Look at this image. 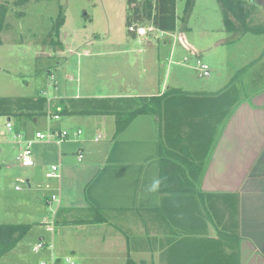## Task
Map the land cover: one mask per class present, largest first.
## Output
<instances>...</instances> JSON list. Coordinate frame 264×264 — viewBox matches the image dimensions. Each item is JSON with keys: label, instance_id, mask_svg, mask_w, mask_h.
<instances>
[{"label": "rangeland", "instance_id": "1", "mask_svg": "<svg viewBox=\"0 0 264 264\" xmlns=\"http://www.w3.org/2000/svg\"><path fill=\"white\" fill-rule=\"evenodd\" d=\"M243 1L253 9L254 24H264V0ZM136 2L28 0L15 5L14 0H0V98L45 94L48 110H63L64 101L77 96L155 95L163 88L211 93L233 81L243 98L264 86V33L226 30L219 0H176L175 29L162 32L154 27L144 42L129 32L126 22L129 7ZM61 8L64 22L58 36ZM138 24L152 26L147 19ZM182 34L186 45L180 39ZM198 60L209 65V76L199 75ZM139 117L145 121L154 118ZM8 118L0 116V133H6L0 137V223L42 222L46 226L45 221L53 222L59 178L46 177L52 165H61L60 180L68 194L73 190L71 183L82 187L107 159L109 152L101 156L99 149L111 148L118 155L127 147L139 151L152 147L148 139L134 135L143 132L139 127L144 120L138 117L116 137L112 115H60L54 119L47 113ZM8 122L11 132L7 131ZM53 125H61L71 137L62 145L35 140L37 132L48 133ZM78 129L82 134L74 137ZM18 134L23 141L17 140ZM85 138L89 141L81 145ZM27 139L34 140V165L30 167L17 161ZM79 147L84 149L82 162L77 159ZM62 149L71 150L63 154L67 159L60 158ZM119 175L127 173L112 172L109 178L119 180ZM52 194L58 200L48 202L46 197ZM102 213L111 216L107 209ZM43 229L34 223L24 239L0 258V264H41L46 260L48 256L34 252ZM68 255L78 263L74 254Z\"/></svg>", "mask_w": 264, "mask_h": 264}, {"label": "crops", "instance_id": "2", "mask_svg": "<svg viewBox=\"0 0 264 264\" xmlns=\"http://www.w3.org/2000/svg\"><path fill=\"white\" fill-rule=\"evenodd\" d=\"M135 36L148 41L147 36ZM231 86L239 91L237 85ZM226 87L211 93L163 88L154 94L180 89L208 95L205 103L213 109L217 106L213 97ZM145 93L141 96H153ZM180 111L184 113L185 109ZM139 116L138 120H144L139 127L143 132L134 135L148 139L151 148L139 151L127 147L118 155L111 148L99 149L101 156L109 152L107 159L100 162L99 170L82 187L71 183L73 190L68 194L60 176L53 222L45 221L46 226L34 222L45 228L37 242L44 239L51 245L40 251L42 255L49 259L72 253L77 264H264V86L252 95H243L231 116L221 121L214 115L209 117L206 110L191 115L198 124L207 126L201 146L210 145L208 152L196 149V139H188V135L199 140L201 137L191 134L190 126L170 134L158 117L145 121ZM61 127L53 125L49 130ZM211 129L213 140L207 143ZM179 140L180 147L171 148L178 147ZM88 141L85 138L81 145ZM161 144L168 149L166 155ZM78 149L84 153L83 147ZM68 151L62 149L60 158L67 159L68 155L63 154ZM115 156L119 158L113 160ZM165 158L186 174L178 180H165V186L187 190L162 192L160 171ZM199 169L202 173L197 179ZM112 172L127 175H119L116 180L109 178ZM95 208L103 212L107 209L111 216L96 223L81 222L91 219L88 213Z\"/></svg>", "mask_w": 264, "mask_h": 264}, {"label": "trees", "instance_id": "3", "mask_svg": "<svg viewBox=\"0 0 264 264\" xmlns=\"http://www.w3.org/2000/svg\"><path fill=\"white\" fill-rule=\"evenodd\" d=\"M28 0H14L15 5L25 4ZM131 3L136 0H129ZM224 10V25L228 31H241V33H264V24H254L252 20L253 9L246 6L243 0H219ZM176 0H141L135 3L134 7H129L127 14L128 30L135 36V32L130 30V26L144 20H150L152 26L158 30L170 32L176 27ZM62 8L58 16L57 35H60V29L63 25L64 18ZM237 21V22H236ZM1 32V27H0ZM1 43V39H0ZM233 81L224 90L217 93L213 99L216 102V108L211 109L205 101L210 98L208 95H200L188 93L180 89H171L162 95L153 96H132V97H79L69 98L65 100V108L59 112L60 115H88V116H105L112 115L116 120L115 135L122 133L131 124V122L139 115H152L159 118L164 124L166 133L182 132V127L190 126V133H197L201 136L200 140L196 138V149L204 148L208 152L210 145L201 146L205 139L207 126L198 124L196 119H192L191 115H201L203 110L209 112V117L214 115L218 121L231 116L235 107L241 99V92L232 87ZM203 101V102H201ZM224 101V104L222 103ZM200 102V103H199ZM48 98L45 94L35 97H21L17 99L0 98V116L11 117L18 115L19 117H34L37 115H46L48 113ZM180 109H185L182 113ZM212 113V115L210 114ZM216 113V115L214 113ZM223 116V117H222ZM210 120V119H209ZM214 130L206 136L207 143L213 136ZM211 140H213L211 138ZM178 147L182 144L179 140ZM162 152L166 155L168 149L161 144ZM172 152V151H169ZM177 158V157H176ZM165 163L162 164L161 190L177 191L187 190L184 188L166 187L165 180L171 181L180 179L183 174L177 171L174 162L171 159L165 158ZM201 169L198 170L196 176L199 179ZM101 208L93 209V216L81 222H100L106 218L102 213ZM76 222V221H74ZM34 223H0V258L13 250L20 241L31 231ZM128 264H136L129 261Z\"/></svg>", "mask_w": 264, "mask_h": 264}, {"label": "built area", "instance_id": "4", "mask_svg": "<svg viewBox=\"0 0 264 264\" xmlns=\"http://www.w3.org/2000/svg\"><path fill=\"white\" fill-rule=\"evenodd\" d=\"M130 30L135 32L137 35L140 36H147L151 31L154 30V26H143V25H136L133 24L130 26ZM165 32V31H162ZM181 41L186 45V39L184 35L182 34L180 36ZM199 71L200 76H209L210 75V67L208 64L202 62L201 60H198V66L196 67ZM52 81H55L54 76H52ZM56 84V82H54ZM57 85V84H56ZM61 110H48V114L51 115L54 119H60V112ZM7 131H12V124L11 122L7 123ZM6 133L1 132L0 137L4 136ZM82 134L81 129H78L73 133L74 137H78ZM71 133L67 130H49L48 133H42L37 132L35 134V140L39 141H48V142H56L57 144H62L64 140L70 138ZM99 139V137H96V140ZM17 140L19 142L23 141L20 134L17 135ZM25 147L23 150L17 155V161L23 165V166H33L34 165V155L32 151V145L34 143L33 139H27L24 141ZM84 158V153L82 150H78L77 152V159L79 162H81ZM60 165H52L50 170L46 173V177L48 179L53 178H60ZM18 189V187H17ZM48 202L57 201L58 197L55 194L49 195L46 197ZM51 247V245L44 239H41L34 247V252L39 253L44 248ZM41 264H77L76 260L71 255L66 256H53L47 260H43Z\"/></svg>", "mask_w": 264, "mask_h": 264}, {"label": "water", "instance_id": "5", "mask_svg": "<svg viewBox=\"0 0 264 264\" xmlns=\"http://www.w3.org/2000/svg\"><path fill=\"white\" fill-rule=\"evenodd\" d=\"M9 119H10V118H9ZM26 182H27V183L30 185V182H29V180H28V179L26 180Z\"/></svg>", "mask_w": 264, "mask_h": 264}]
</instances>
